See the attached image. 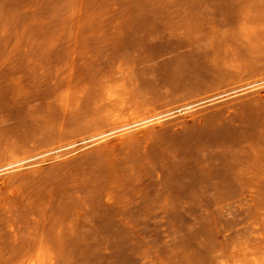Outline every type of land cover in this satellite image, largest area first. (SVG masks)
Segmentation results:
<instances>
[{
	"label": "rangeland",
	"instance_id": "obj_1",
	"mask_svg": "<svg viewBox=\"0 0 264 264\" xmlns=\"http://www.w3.org/2000/svg\"><path fill=\"white\" fill-rule=\"evenodd\" d=\"M263 67L264 0H0V264H263Z\"/></svg>",
	"mask_w": 264,
	"mask_h": 264
},
{
	"label": "bare ground",
	"instance_id": "obj_2",
	"mask_svg": "<svg viewBox=\"0 0 264 264\" xmlns=\"http://www.w3.org/2000/svg\"><path fill=\"white\" fill-rule=\"evenodd\" d=\"M235 67H236V66H235ZM235 67H234V68H235ZM240 67H241V66H240ZM236 68L238 69V67H236ZM263 68H264V67H263ZM263 68H262V69H263ZM239 69H240V68H239ZM239 69H238V70H239ZM241 69H242V68H241ZM241 69H240V70H241ZM260 69H261V68H260ZM260 69H258L257 71L259 72ZM235 70H236V69H235ZM235 70H234V71H235ZM238 70H237V71H238ZM240 70H239V71H240ZM243 70H244V69H243ZM254 70H256V69H254ZM241 71H242V70H241ZM246 71H247V70H245V71L242 72V73L240 72L241 75H242L243 73H245ZM260 71H261V70H260ZM263 71H264V70H263ZM235 72H236V71H235ZM250 72H252V71H250ZM238 73H239V72H238ZM238 73H237V74H238ZM246 73H248V72H246ZM255 73H256V71H255ZM255 73H254V75H255ZM249 74H251V73H249ZM235 75H236V74H235ZM252 75H253V74H252ZM256 75H257V74H256ZM256 75H255V76H256ZM260 75L262 76V78L260 79V81H262V82H260V84L263 83L262 86H264V76H263L264 73H263V74L260 73ZM260 75H259V76H260ZM239 76H240V75H239ZM239 76H237V77H239ZM245 76H246V75L244 74V76H242V77L245 78ZM70 77H71V75H70ZM247 77H248V76H247ZM249 77H250V76H249ZM256 77H257V76H256ZM252 78H253V76L250 77V79H252ZM67 79H68V78H67ZM233 79H234V78H233ZM235 79H237L236 76H235ZM235 79H234V80H235ZM238 79H240V78H238ZM238 79H237V80H238ZM248 79H249V78H248ZM250 79H249V80H250ZM253 79H254V78H253ZM110 80H111V79H110ZM112 80H113V79H112ZM112 80H111V81H112ZM120 80H121V79H120ZM255 80H256V79H255ZM255 80H254V81H255ZM66 81H67V80H66ZM68 81H69V79H68ZM115 81H116V79L114 80V82H115ZM118 81H119V79H118ZM239 81H240V80H239ZM239 81H238V82H239ZM245 81H247V79H245ZM251 81H252V80H251ZM256 81L259 82V79L256 80ZM231 82H232V81H231ZM231 82H230V83H231ZM238 82H237V83H238ZM242 82H243V79H242ZM252 82H253V81H252ZM252 82H251V83H252ZM68 83H69V82H68ZM68 83H67V84H68ZM70 83H71V82H70ZM232 83H234V81H233ZM239 83H240V82H239ZM246 83H247V82H246ZM235 84H236V83H235ZM244 84H245V83H244ZM244 84H243V86H244ZM258 84H259V83L254 84V86H255V85H258ZM227 85H229V82H228ZM236 85H238V84H236ZM236 85H235V86H236ZM231 86H232V84H231ZM231 86H229V87H231ZM248 86H249V85H248ZM250 86H252V85H250ZM260 86H261V85H260ZM260 86H259V88H261ZM239 87H240V86H239ZM246 87H247V86H246ZM66 88H67V87H66ZM71 88L73 89V86L70 87V88L68 87V89H70V90L73 92L74 89L72 90ZM102 88H103V87H102ZM65 90H66V89H65ZM101 90L103 91L104 89H101ZM231 90H232V88H231ZM71 91H69V92H71ZM67 92H68V91H67ZM69 92L66 94V96H64V100L62 99V101H63L62 105H64V107H68V103H69V100H70V98H71V95L69 94ZM74 92H75V91H74ZM63 94H65V93H63ZM71 94H72V93H71ZM101 94H102V93H101ZM102 95H103V94H102ZM126 96H127V92H126V90L123 89V88H121V86H120L119 84H117V85H111V86H108V87L106 88V90H105V92H104V95L102 96L101 99L98 98L97 101H96V98H94V99H95L96 104H97L98 106H100V108H98V109H100V110H101V107H104V108H105L106 106H107V107H110V105H112V106H116V107L120 108L121 110H124L125 107H126V105L128 104V101H129V100L127 99ZM129 96H130V95H129ZM62 97H63V95H62ZM97 97H98V96H97ZM100 97H101V96H100ZM128 98H129V97H128ZM73 99H74V96H73ZM129 99H130V98H129ZM71 100H72V99H71ZM62 101H61V102H62ZM73 101H74V100H73ZM95 102H94V103H95ZM135 102H136V101H135ZM131 103H132V102H131ZM133 103H134V102H133ZM137 103H139V101H138ZM143 104H144L143 102H142L141 105L139 104V106H141L140 109L142 108V106H144ZM75 105H76V104H75ZM134 105H135V104H134ZM72 106H73V105H72ZM137 106H138V105H137ZM139 106H138V107H139ZM149 106H150V105H149ZM149 106H148V108H151V106H150V107H149ZM62 107H63V106H62ZM130 107H131V106H130ZM130 107H129V108H130ZM132 107H134V106H132ZM135 108H136V106H135ZM61 109H62V108H61ZM95 109H96V108H95ZM127 109H128V106H127ZM127 109H126V111H127ZM130 109H132V108H130ZM62 110H64V109H62ZM103 110H104V109H103ZM138 110H139V109H138ZM149 110H150V112L152 111L151 109H149ZM67 111H68V109H67ZM69 111H70V110H69ZM104 111H105V110H104ZM134 111H135V110H134ZM142 111H145V112H146V110H142ZM122 112H123V111H122ZM127 112H128V111H127ZM137 112H138V111H137ZM155 112H156V111H155ZM155 112H154V113H155ZM186 112H188V111H186ZM139 113H141V111H140ZM139 113H133V114H132V117H133L132 119L127 118L126 116H125V117H121V116H117V115H116V116H113V117H112V121H111L110 124H109V125H110V129H109L108 131L106 130V132H105V131L102 132V133L99 132L100 134H98V135H96V136H94V137L101 136V135L105 136V134L107 135V134H109V133L111 134V133H114V132L116 133L117 131H119V130H121V129H123V128H127V127L130 126L131 124H137V123H139V122H141V121H147V120H150L151 118H155V117L157 118V116L160 115V112H157V113H159V115H156V113H155V116L146 117V118H143V119L139 120V118H140V116L138 115ZM147 113H148V112H146V114H147ZM161 113H162V112H161ZM163 113H164V112H163ZM62 114H63V113H62ZM150 114H151V113H150ZM152 114H153V112H152ZM101 115H102V113L100 114V116H101ZM103 115H104V114H103ZM103 115H102V117H104ZM141 115H142V114H141ZM147 115H148V114H147ZM98 116H99V115H98ZM100 116H99V118H100ZM143 116H145V115H143ZM148 116H149V115H148ZM160 117H161V115H160ZM160 117H159V118H160ZM63 118H64V117H63ZM97 118H98V117H97ZM99 118H98V119L95 118V119H96V120H99ZM95 119H93V120H95ZM100 119H101V118H100ZM104 119H105V118H104ZM109 119H110V118H109ZM132 120H134V121H132ZM152 120H153V119H152ZM152 120H151V121H152ZM102 121H105V120H102ZM107 121H108V120H107ZM131 121H132V122H131ZM62 122H63V121H62ZM94 122H96V123H97L96 125L99 126V124H100V123L98 124L99 121H98V122H97V121H94ZM105 122H106V121H105ZM63 123H64V122H63ZM89 123H90V122H89ZM89 123H88V125H90ZM103 123H104V122H102V124H100V126H101V125L104 126ZM107 124H108V123H107ZM107 124H106V125H107ZM88 125H87V126H88ZM93 125H95V123H94ZM59 126H61V123L59 124ZM100 126H99V127H100ZM94 127H95V126H94ZM96 127H97V126H96ZM106 127H108V126H106ZM61 128H62V126H61ZM88 128H89V127H88ZM101 128H103L104 130L106 129L105 127H101ZM59 129H60V127H59ZM63 129H64V128H63ZM84 129H85V128L81 129V132H83ZM86 129H87V128H86ZM86 129L84 130V133H85V131L88 132V130H89V129H87V130H86ZM90 129H91V128H90ZM95 129H96V128H95ZM98 129H99V128H98ZM60 130H61V129H60ZM101 131H102V130H101ZM81 132H80V133H81ZM87 132H86V133H87ZM97 132H98V131H97ZM124 132H125V131H124ZM61 133L63 134L64 132H63V131L60 132V135H61V136L59 135V139H60V137H63V135H62ZM86 133L84 134V135H85V138H86ZM74 134H75V133H74ZM81 134H82V133H81ZM89 134H90V133H89ZM118 134H119V133H118ZM84 135H83V136H84ZM93 135H94V133H93ZM116 135H117V134H116ZM73 136H74V135H73ZM78 136H79V135H78ZM78 136H77V137H78ZM90 136H91V135H90ZM103 136H102V137H103ZM56 137H58V136H56ZM77 137L74 136L73 138H77ZM91 137H92V136H91ZM94 137H92V138L94 139ZM110 137H111V136H110ZM53 138H54V137H53ZM73 138H72V139H73ZM78 138H79V137H78ZM97 138H98V137H97ZM59 139H58V142L61 140V139H60V140H59ZM63 139H66V138H63ZM72 139H71V137H70V140H72ZM107 139H108V138H107ZM109 139H110V138H109ZM54 140H55V142H53ZM54 140L52 141V143H56V139H54ZM75 140H76V139H75ZM75 140H74V141H75ZM102 140H103V139H101V142H102ZM64 141H65V140H64ZM64 141L62 140V141H61V144H62V142H64ZM72 141H73V140H72ZM83 141L85 142L86 140H83ZM92 141H93V140H92ZM103 141H104V140H103ZM65 142L67 143V141H65ZM98 142H100V141H98ZM47 143H48V142H47ZM47 143H45V144L48 146ZM50 143H51V141H50ZM28 144H30V143H28ZM28 144H27V145H28ZM64 144H65V143H64ZM69 144H70V142H69ZM34 145H35V144H34ZM46 145H45V146H46ZM65 145H66V144H65ZM17 146H18V145H17ZM23 146H24V144H22V147L19 146L20 149H22ZM30 146H31V145H30ZM30 146H28V148L25 146V147L27 148L26 152L29 151V150H32V148L34 147V146H31V148H30ZM37 146H38V145H37ZM42 146L44 147V144H43ZM53 146H54V145H53ZM53 146H52L53 149H51L50 146H48V147L50 148V150L47 149V151H46V150L44 149V151H45L44 153H48V154L50 153V154H51V153H53V152H57V151H56L57 149H55V148H54L55 146H54V147H53ZM56 146H58V145H56ZM62 146H63V145H62ZM40 147H41V145H40ZM48 147H47V148H48ZM59 147L61 148V145H60ZM64 147H65V146H64ZM67 147H68V143H67ZM45 148H46V147H45ZM7 149H8V148H7ZM12 149H13V148H12ZM16 149H17V154H18V151H19V150H18L17 147H16ZM35 149H36L37 152L39 151V150H37V149H39V147H38V148H37V147L34 148V151H35ZM62 149H64V148H62ZM13 150L16 151L15 149H13ZM13 150H11L10 152H12ZM22 150H23V152H25V151H24L25 148H23ZM14 151H13V152H14ZM34 151H33V152L31 151V153H29V154H30V155L33 154ZM36 151H35V152H36ZM3 152H5V150H4V151L2 150V152H1V153L3 154L2 156H6L7 154H8V155H9V154H12V156H13V154L16 155V152H15V153H10V152L8 151L9 153H7V154H5V155H4ZM6 152H7V151H6ZM6 152H5V153H6ZM26 152L23 153V154L19 152V153H20V154H19V158H21V156H20L21 154H22V156L25 155L24 158L29 157V156H27V155H28V154H27L28 152H27V153H26ZM41 152H43V151H41ZM1 153H0V156H1ZM44 153H43V154H44ZM59 153H60V152H59ZM37 154H38V153H37ZM45 155H46V154H45ZM45 155H42V156H45ZM51 155H53V154H51ZM9 156H10V155H9ZM26 156H27V157H26ZM33 156H35V155H33ZM54 156H55V154H54ZM56 156H57V155H56ZM15 157H16V156H15ZM15 157L13 156V158H15ZM38 157H39V156H38ZM52 157H53V156H51V159H53ZM57 157H59V156H57ZM57 157H56V158H57ZM2 158H3V157H2ZM4 158L7 159L8 156H7V158H6V157H4ZM4 158H3V159H4ZM9 158H12V157H9ZM36 158H37V156H36ZM36 158H35V159H36ZM5 159H4V160H5ZM16 159H18V158H16ZM51 159H48V162H50ZM0 160H2V159L0 158ZM7 160H9V159H7ZM10 160H11V161H9L10 163H9L8 165H0V170L3 168V170H2V174L5 173V172L3 173V171H4V169H5L4 167H8V166H9V167H15L16 165H18L19 163H21V162L24 161V160H23V161H20L21 159H20V160L18 159L19 161H18V160L16 161V160H13V159H10ZM28 160H29V162L31 161L30 159H28ZM32 160H33V159H32ZM25 161H26V160H25ZM37 161H38V160H37ZM39 161H41V160L39 159ZM39 161H38L37 164H39V166H40ZM43 161H44V160H43ZM6 162H8V161H6ZM27 162H28V161H26V163H27ZM48 162H46V163H48ZM2 163H4V162H2ZM2 163H1V161H0V164H2ZM32 163L36 164L35 162H32ZM41 163H42V162H41ZM44 163H45V162H44ZM25 165H27V164H25ZM25 165H24V166H25ZM9 167H8V170H9ZM22 167H23V166H22ZM41 167H42V166H41ZM23 168H24V167H23ZM15 169H16V168H15ZM8 170H7V171H8ZM12 172H13V171H12ZM15 172H16V171H15ZM19 172H20V171H19ZM6 173H8V172H6ZM6 173L3 175V178L6 177V176H5V175H7ZM10 173H11V172H10ZM0 174H1V173H0ZM2 174H1V175H2ZM18 174H19V173H18ZM8 175H9V173H8ZM15 176H17V174H16ZM9 177H10V176H8V178H9ZM12 178H13L12 180H15L14 177H12ZM6 179H7V177H6ZM4 181H5V180H4ZM4 181H3L2 178H0V185H2V184L4 183ZM6 181H7V180H6ZM6 181H5V182H6ZM11 182H12V181H11ZM9 183H10V181L8 180V184H9ZM6 184H7V182H6ZM0 188H1V187H0ZM41 237H42V236H41ZM38 239H39V237H38ZM42 239H43V238H42ZM44 239H45V238H44ZM40 240H41V239H40ZM35 242H39V243H40V241H37V239H36ZM43 243L47 244L45 241H43ZM35 244H37V243H35ZM49 244H50V243H48V245H49ZM37 245H38V244H37ZM48 245H47V246H48ZM47 246H45L44 244H39V245L37 246V248H36L35 246L33 247V248H35L36 250L34 249V250H35V251H34V252H35V253H34L35 255H34V258H33L32 264H47V262H46V261H47V249H46ZM48 247H49L51 250L54 249V248L51 247V244H50V246H48ZM49 248H48V251H49ZM49 252L52 253V251H49ZM49 252H48V253H49ZM247 254H248V253H247ZM51 255H52V254H51ZM49 256H50V255L48 254V257H49ZM263 256H264V255H263ZM257 258H259V257H257ZM257 260H258V259H257ZM260 260H261V258H260ZM262 260H263V259H262ZM258 262H259V261H258ZM256 264H257V263H256ZM258 264H261V263H258ZM263 264H264V262H263Z\"/></svg>",
	"mask_w": 264,
	"mask_h": 264
}]
</instances>
